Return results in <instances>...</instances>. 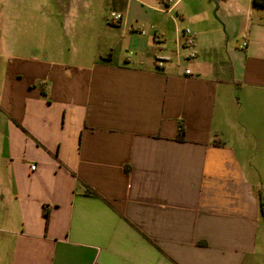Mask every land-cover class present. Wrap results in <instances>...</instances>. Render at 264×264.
Listing matches in <instances>:
<instances>
[{
  "label": "crops",
  "instance_id": "1",
  "mask_svg": "<svg viewBox=\"0 0 264 264\" xmlns=\"http://www.w3.org/2000/svg\"><path fill=\"white\" fill-rule=\"evenodd\" d=\"M113 2L101 50L0 41V264H264V6Z\"/></svg>",
  "mask_w": 264,
  "mask_h": 264
},
{
  "label": "rangeland",
  "instance_id": "2",
  "mask_svg": "<svg viewBox=\"0 0 264 264\" xmlns=\"http://www.w3.org/2000/svg\"><path fill=\"white\" fill-rule=\"evenodd\" d=\"M112 11L118 12L113 0H0V41L16 54L61 50L68 60L73 51L102 49L108 34L105 18ZM121 52L127 54V49ZM243 136L249 147L245 156L262 169L263 151Z\"/></svg>",
  "mask_w": 264,
  "mask_h": 264
},
{
  "label": "built area",
  "instance_id": "3",
  "mask_svg": "<svg viewBox=\"0 0 264 264\" xmlns=\"http://www.w3.org/2000/svg\"><path fill=\"white\" fill-rule=\"evenodd\" d=\"M167 2L168 3H172V0H167ZM120 17H121L120 14H117V13H112L111 14L112 21H118L120 19ZM188 34H189V30L188 29L183 31V35H184V37H186V39H184V45H186L188 47H192L193 46V42H192V39L189 36H187ZM30 169L34 170L35 169V165H31Z\"/></svg>",
  "mask_w": 264,
  "mask_h": 264
},
{
  "label": "trees",
  "instance_id": "4",
  "mask_svg": "<svg viewBox=\"0 0 264 264\" xmlns=\"http://www.w3.org/2000/svg\"><path fill=\"white\" fill-rule=\"evenodd\" d=\"M253 1H254V4L256 6H264V0H253ZM177 139L178 140L183 139V128H182V126L179 127ZM260 209H261V212L264 213V206H263V202L261 199H260Z\"/></svg>",
  "mask_w": 264,
  "mask_h": 264
}]
</instances>
